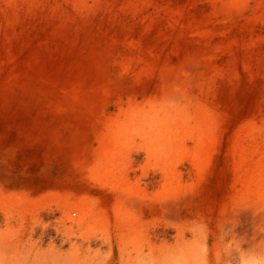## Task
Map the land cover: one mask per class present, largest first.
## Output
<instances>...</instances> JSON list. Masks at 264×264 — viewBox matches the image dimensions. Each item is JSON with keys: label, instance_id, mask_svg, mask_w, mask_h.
I'll use <instances>...</instances> for the list:
<instances>
[{"label": "rangeland", "instance_id": "obj_1", "mask_svg": "<svg viewBox=\"0 0 264 264\" xmlns=\"http://www.w3.org/2000/svg\"><path fill=\"white\" fill-rule=\"evenodd\" d=\"M254 234L264 0H0V264H243Z\"/></svg>", "mask_w": 264, "mask_h": 264}, {"label": "bare ground", "instance_id": "obj_2", "mask_svg": "<svg viewBox=\"0 0 264 264\" xmlns=\"http://www.w3.org/2000/svg\"><path fill=\"white\" fill-rule=\"evenodd\" d=\"M190 63V62H189ZM192 64V63H191ZM206 68V67H205ZM193 69V68H192ZM196 69H198L196 67ZM203 69V68H202ZM183 70H188L189 72H192L193 74V70H191V68L189 66H186L183 68ZM195 71V70H194ZM196 72V71H195ZM184 73V72H183ZM197 73V72H196ZM176 74V73H175ZM175 74H173L171 80L169 79V83H168V87H169V90L175 94V95H181L182 93V87H181V81L180 78L178 76H176ZM198 78V77H197ZM202 78V77H201ZM167 87V88H168ZM183 94V93H182ZM184 95V94H183ZM207 126V125H206ZM211 126V125H210ZM208 137V136H207ZM211 140V139H210ZM209 140V141H210ZM209 144V143H208ZM246 216V215H245ZM244 216V217H245ZM238 227H235L234 225L232 226V229L233 231H236ZM246 233V232H245ZM250 235V234H249ZM247 235V236H249ZM252 239H254V241H258V246L260 247L259 251L257 252L258 256L256 259H255V251L254 253H251L253 252L252 251H249L248 254L246 256H242L241 254H237V258L236 260H240L241 262H244L243 264H264V235L263 234H258L256 237H255V234L254 236H252ZM238 253V252H237ZM230 255V254H229ZM230 257V256H229ZM259 258V259H258ZM232 259V258H231ZM231 259H226L227 262H231ZM248 260H251L249 261L250 263H247ZM225 261V262H226ZM254 261H256V263H254ZM236 262V261H235Z\"/></svg>", "mask_w": 264, "mask_h": 264}]
</instances>
